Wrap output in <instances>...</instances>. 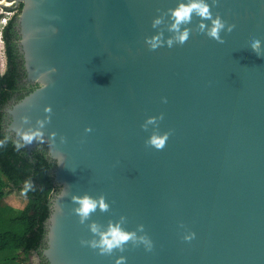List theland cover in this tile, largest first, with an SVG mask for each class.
<instances>
[{
    "label": "water",
    "instance_id": "obj_1",
    "mask_svg": "<svg viewBox=\"0 0 264 264\" xmlns=\"http://www.w3.org/2000/svg\"><path fill=\"white\" fill-rule=\"evenodd\" d=\"M178 3L0 0L6 10L22 4L13 17L16 43L26 81L36 86L4 105L3 130L15 139L12 129L24 115L27 128L47 115L46 106L53 109L46 142L25 147L47 148L58 187L34 264L40 257L47 264H115L120 255L126 264H264V57L250 48L253 38L264 42V0L212 6L236 25L221 33L223 44L197 32L194 16L185 44L150 50L146 37L160 28L165 40L172 35L166 25L152 27L157 10ZM53 67L58 71L41 75ZM160 113L159 131L171 135L156 150L145 144L153 126L141 125ZM84 193H103L111 205L88 224L107 227L126 216L123 226L143 224L154 250L129 244L102 256L81 246L92 234L72 211L71 196ZM185 231L195 239L185 241Z\"/></svg>",
    "mask_w": 264,
    "mask_h": 264
},
{
    "label": "clouds",
    "instance_id": "obj_2",
    "mask_svg": "<svg viewBox=\"0 0 264 264\" xmlns=\"http://www.w3.org/2000/svg\"><path fill=\"white\" fill-rule=\"evenodd\" d=\"M218 0H212V4H209L208 0H179V3L174 8H169L167 11H161L160 15H157L152 21L153 28H160L161 25H166L167 31L172 35L168 36L165 40L164 29L160 30L149 37L145 38L146 44L150 50H156L165 44L171 48L175 44H185L192 33V29L188 27L193 21V17L199 18V23L196 26V31L206 34L209 38L216 40L218 43H225V38L221 35L222 32L227 31L231 33L236 25L229 24L219 14L214 15L212 12V6L217 4ZM167 18V20H166ZM167 21H170L168 23ZM210 21V25L207 23ZM53 31H58L53 29ZM2 39V34L0 40ZM4 43V42H3ZM251 50L259 57H264V42L258 38H253L250 43ZM58 71L57 68H49L47 71L41 73L43 77H47L49 73ZM163 102L167 103V97L162 98ZM47 115L44 118L37 119L36 126H29L24 128V124H29L30 117L24 115L21 120L22 123L19 126H14L12 131L15 132V139L12 140L10 135H5L3 139H0V148H4L9 140H12L15 150L19 151L28 145H31L34 141H38L41 145L46 142L44 129L47 124L51 123L53 109L51 105H48L44 109ZM164 119V113H160L157 116H149L141 127L147 131L150 126H153V130L149 138L145 141V144L156 150H163L171 135L170 131L161 133L159 131V122ZM93 129L89 125L85 128L86 133L92 132ZM56 131L50 133L52 139H48L47 143L54 144ZM61 143H67V137L60 136ZM63 157L61 156V159ZM34 188V182L29 179L24 182L23 192ZM65 194V193H64ZM71 201L76 205L72 211L79 217L80 224H87L92 238H81V246H87L93 250H98V254L102 256H111L115 252L119 251L123 253L126 247L131 244L133 247H139L143 245L144 249L148 252L154 250L155 244L152 238L145 231V226L139 224L136 229L128 230L123 225L127 223V217L121 215L118 221L109 220L107 227H104L99 222L92 220L90 224L87 222L91 220L92 214L99 210L100 212H108L110 210V203L108 202L105 194L99 196H93L89 193L83 195H72ZM181 228L185 226L183 223ZM196 233L194 231H185L183 239L191 242L195 239ZM127 257L120 255L117 257L115 264H126Z\"/></svg>",
    "mask_w": 264,
    "mask_h": 264
},
{
    "label": "trees",
    "instance_id": "obj_3",
    "mask_svg": "<svg viewBox=\"0 0 264 264\" xmlns=\"http://www.w3.org/2000/svg\"><path fill=\"white\" fill-rule=\"evenodd\" d=\"M13 17L7 20L2 30L7 61L5 71L0 74V139L8 135L3 130V106L13 96L20 99L36 87L31 85L28 88L21 80L26 72L17 48L18 34ZM25 89L27 91L23 93ZM12 140L0 148V171L5 177H0V184L16 188L27 202L19 213L8 211L3 206L6 191L0 190V264H32L29 257L34 253L41 255L50 198L58 187L53 181V161L47 155V148L40 146L31 153L25 148L16 151ZM29 179L34 182V188L24 193V182ZM42 259V264H47Z\"/></svg>",
    "mask_w": 264,
    "mask_h": 264
},
{
    "label": "rangeland",
    "instance_id": "obj_4",
    "mask_svg": "<svg viewBox=\"0 0 264 264\" xmlns=\"http://www.w3.org/2000/svg\"><path fill=\"white\" fill-rule=\"evenodd\" d=\"M20 4L16 6L15 8L6 10L1 8L0 9V30L2 29L3 23L1 20H8L9 18H12L20 11ZM3 21V22H4ZM6 54H5V48L3 43V38L0 40V74H2L6 69ZM0 177L5 179L3 173L0 171ZM6 191V196L4 198L3 206L9 211H13L16 213H19L20 211L24 210L26 206V197L16 188H13L10 185L0 184V190ZM35 253L32 254L29 257V261L34 264ZM14 264H21L19 262H14Z\"/></svg>",
    "mask_w": 264,
    "mask_h": 264
},
{
    "label": "flooded vegetation",
    "instance_id": "obj_5",
    "mask_svg": "<svg viewBox=\"0 0 264 264\" xmlns=\"http://www.w3.org/2000/svg\"><path fill=\"white\" fill-rule=\"evenodd\" d=\"M14 26V25H13ZM22 82L26 85V87H28V88H30L31 87V85H33L34 86V84H32V83H30V82H28V81H26V76H24L22 79ZM27 91V89H25V90H23L22 92L24 93V92H26ZM18 98H16V96H13V98H11V99H9L8 101H7V103L10 101V100H17ZM6 103V104H7ZM5 104V105H6ZM4 107V106H3ZM7 116L6 115H4V117H3V119H2V121H3V124L7 121ZM42 257H40V262H39V264H42Z\"/></svg>",
    "mask_w": 264,
    "mask_h": 264
},
{
    "label": "built area",
    "instance_id": "obj_6",
    "mask_svg": "<svg viewBox=\"0 0 264 264\" xmlns=\"http://www.w3.org/2000/svg\"><path fill=\"white\" fill-rule=\"evenodd\" d=\"M1 21H2V23H3V26H2V29L0 30V36H1V34H2L3 27H4V25L6 24L7 20H6V21L1 20ZM3 21H4V22H3Z\"/></svg>",
    "mask_w": 264,
    "mask_h": 264
}]
</instances>
